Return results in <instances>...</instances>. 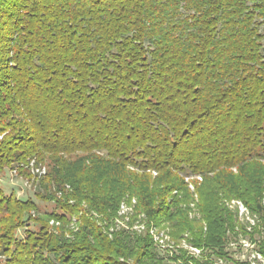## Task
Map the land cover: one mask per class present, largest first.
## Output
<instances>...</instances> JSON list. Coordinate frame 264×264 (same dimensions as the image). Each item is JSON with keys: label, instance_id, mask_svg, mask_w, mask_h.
Instances as JSON below:
<instances>
[{"label": "trees", "instance_id": "obj_1", "mask_svg": "<svg viewBox=\"0 0 264 264\" xmlns=\"http://www.w3.org/2000/svg\"><path fill=\"white\" fill-rule=\"evenodd\" d=\"M263 31L264 0H0V172L61 211L0 187V264H212L132 200L213 255L231 200L264 234Z\"/></svg>", "mask_w": 264, "mask_h": 264}, {"label": "built area", "instance_id": "obj_2", "mask_svg": "<svg viewBox=\"0 0 264 264\" xmlns=\"http://www.w3.org/2000/svg\"><path fill=\"white\" fill-rule=\"evenodd\" d=\"M29 168L34 178L35 175L40 177L46 172L45 167H35L33 161L30 162ZM14 172L15 171H12V173ZM192 180L200 182L201 177L198 175L185 177V182L187 183ZM188 188L190 191H193V186L190 183L188 184ZM194 198L196 199L195 195ZM134 203V200H132L131 205ZM131 205L129 206L126 203H121L118 211L119 219L116 220V224L118 227L129 231H136L139 234L147 232L151 236L156 250L165 257L175 258L176 255L183 252L187 257L195 259L208 258L212 264H264V255L259 250V244L264 242V234L262 233L259 217L251 213L247 207L238 200H231L227 203L228 209L235 214L238 227L236 226L234 229L236 235H230V233L227 232L230 237L226 239V246L223 253L220 255H213L207 250L195 248L190 243L187 245L184 239L181 240L179 246H175L167 230L163 228L151 227L147 229L144 222H137L132 226L126 225L129 212L131 211ZM261 206L264 211V199L261 201ZM57 224L58 223H54L53 221L49 222L50 226ZM174 253L176 254L174 255Z\"/></svg>", "mask_w": 264, "mask_h": 264}, {"label": "rangeland", "instance_id": "obj_3", "mask_svg": "<svg viewBox=\"0 0 264 264\" xmlns=\"http://www.w3.org/2000/svg\"><path fill=\"white\" fill-rule=\"evenodd\" d=\"M262 33L264 35V31ZM263 44H264V41H263ZM33 179H34V177L32 175L30 178L29 177L25 178V177L20 176L16 172H14V173H12V171L9 172L8 168H5L2 172H0V187L7 194L10 192L14 193L15 197L18 199H21V200L30 199V200H32L36 204V208L38 210L37 212L40 214H47V213H50L52 211H56V212L60 213L61 211L55 207L54 203L40 200L34 196V194H33V185H34ZM231 212L234 213L233 211H231ZM235 220H236V217H235ZM235 225L238 227L237 221L235 222ZM36 228L37 227L34 224L33 225L29 224L27 227V229L32 230V231L36 230ZM161 228H163V227H161ZM239 230H240V225H239ZM23 231H24V229H18L16 231V237H21L23 235ZM231 234L232 233H230V235ZM225 235H226L224 237L225 240L230 237V235H228L227 233ZM183 239L185 241V244L188 245L189 240H186L185 236H183L182 238H178L177 240L172 239V241L174 242L175 246H179L181 244V240H183ZM153 246H154V244H153ZM225 246L226 245L224 243V245L222 246L223 250H224ZM176 253H174V255ZM176 257H177V255H176ZM185 257L187 259L189 258L187 256H185ZM171 262L173 264L175 263L173 261H171Z\"/></svg>", "mask_w": 264, "mask_h": 264}]
</instances>
